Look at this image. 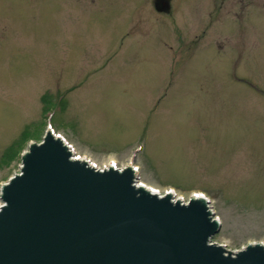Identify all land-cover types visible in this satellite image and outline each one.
<instances>
[{
	"label": "rangeland",
	"instance_id": "obj_1",
	"mask_svg": "<svg viewBox=\"0 0 264 264\" xmlns=\"http://www.w3.org/2000/svg\"><path fill=\"white\" fill-rule=\"evenodd\" d=\"M49 123L98 166L203 192L214 243L264 244V0H0V194Z\"/></svg>",
	"mask_w": 264,
	"mask_h": 264
},
{
	"label": "water",
	"instance_id": "obj_2",
	"mask_svg": "<svg viewBox=\"0 0 264 264\" xmlns=\"http://www.w3.org/2000/svg\"><path fill=\"white\" fill-rule=\"evenodd\" d=\"M74 153L51 131L24 152L1 190L0 264H264V244L213 243L208 200L160 197L132 167L99 171Z\"/></svg>",
	"mask_w": 264,
	"mask_h": 264
},
{
	"label": "bare ground",
	"instance_id": "obj_3",
	"mask_svg": "<svg viewBox=\"0 0 264 264\" xmlns=\"http://www.w3.org/2000/svg\"><path fill=\"white\" fill-rule=\"evenodd\" d=\"M49 131L52 132L51 129H50ZM53 133H55V134L59 137V134H58V133H56V132H53ZM65 141L68 143L67 140H65ZM69 144H70V143H69ZM69 146L71 147L72 151L75 152V153H74V155H75V159L82 160V161L89 160V162H91V161L93 162V159H91V158H89V157H87V156H83V155H81L80 153H78V152L76 151V149L74 148V145L70 144ZM76 152H77V153H76ZM111 159L113 160L114 158H111ZM113 162H115V160H113ZM94 164H95V163H92L91 165H94ZM126 167H132L133 170H135V172H136L137 175H138L139 172H140V168H139V166H138L137 164H135L134 162H131V161H130V162L126 165ZM137 186H138V187H142V186H143L145 189H148V190H150V191H154V192H156V193H158V194H160V192H161V190H160L159 187H157V186H155V185H152V184L146 182L144 179L139 180V181L137 182ZM164 191H165V190H164ZM166 191H167V192H170V193H175V192H176L175 189L172 188V187L167 188ZM161 193H162V192H161ZM178 195H182V194H178ZM192 195L205 196L204 193L201 192V191H196V192H194ZM181 197H183V196H181ZM206 198H207V196H206ZM2 205H3V203L0 202V207H1ZM213 212H214V210H213ZM216 220H217L218 222L221 223V220H220L218 217L216 218Z\"/></svg>",
	"mask_w": 264,
	"mask_h": 264
},
{
	"label": "trees",
	"instance_id": "obj_4",
	"mask_svg": "<svg viewBox=\"0 0 264 264\" xmlns=\"http://www.w3.org/2000/svg\"><path fill=\"white\" fill-rule=\"evenodd\" d=\"M63 101H61L62 103ZM64 104V102H63ZM47 110L46 112H49ZM32 127L30 125L26 126L18 139H16L10 146L7 147L3 154V159L6 163L12 161L16 158L20 152L24 149V145H26L31 139H33L31 134Z\"/></svg>",
	"mask_w": 264,
	"mask_h": 264
},
{
	"label": "built area",
	"instance_id": "obj_5",
	"mask_svg": "<svg viewBox=\"0 0 264 264\" xmlns=\"http://www.w3.org/2000/svg\"><path fill=\"white\" fill-rule=\"evenodd\" d=\"M101 170H103V168H100Z\"/></svg>",
	"mask_w": 264,
	"mask_h": 264
}]
</instances>
